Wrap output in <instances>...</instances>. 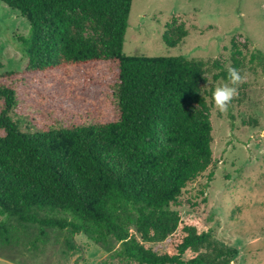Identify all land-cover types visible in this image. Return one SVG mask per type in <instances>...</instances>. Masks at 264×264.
Masks as SVG:
<instances>
[{"label": "trees", "instance_id": "trees-1", "mask_svg": "<svg viewBox=\"0 0 264 264\" xmlns=\"http://www.w3.org/2000/svg\"><path fill=\"white\" fill-rule=\"evenodd\" d=\"M0 1L30 22L23 40L30 70L71 74L110 64L119 108L118 120L99 129L23 131L13 118L21 74L0 75V215L70 229L104 248L113 238L120 247L102 264H233L238 251L216 241L201 217L180 211L214 155L213 126L190 107L206 106L209 78L228 82L230 68L218 59L125 55L134 0ZM91 22L101 45L84 36ZM231 68L264 75V52L245 63L234 56Z\"/></svg>", "mask_w": 264, "mask_h": 264}, {"label": "rangeland", "instance_id": "rangeland-1", "mask_svg": "<svg viewBox=\"0 0 264 264\" xmlns=\"http://www.w3.org/2000/svg\"><path fill=\"white\" fill-rule=\"evenodd\" d=\"M180 29L187 38H180ZM30 33V22L0 1V75L21 74L14 84L18 107L13 118L22 130L99 129L117 121L112 65H90L71 74L32 71L23 53ZM84 36L101 45L92 22ZM166 39L179 45L170 47ZM257 51L264 52V0L133 1L127 56L218 59L231 68L234 56L245 63ZM243 77L227 112L211 97L227 82L213 77L203 88L207 105L190 107L211 122L214 155L205 163L207 171L184 191L180 211L184 217H201L216 241L236 249L233 264H264V75L246 72ZM255 121L258 127L249 126ZM58 216L72 220L65 213ZM119 247L113 238L104 248L70 229H43L0 215V264H102Z\"/></svg>", "mask_w": 264, "mask_h": 264}, {"label": "clouds", "instance_id": "clouds-1", "mask_svg": "<svg viewBox=\"0 0 264 264\" xmlns=\"http://www.w3.org/2000/svg\"><path fill=\"white\" fill-rule=\"evenodd\" d=\"M227 81L223 86L216 87L212 92L214 104L221 112H227L229 105L238 93L239 86L244 83V77L239 69L230 68L228 69Z\"/></svg>", "mask_w": 264, "mask_h": 264}]
</instances>
